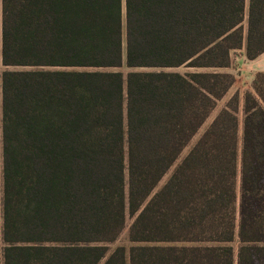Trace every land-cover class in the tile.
I'll return each mask as SVG.
<instances>
[{"label":"trees","instance_id":"obj_1","mask_svg":"<svg viewBox=\"0 0 264 264\" xmlns=\"http://www.w3.org/2000/svg\"><path fill=\"white\" fill-rule=\"evenodd\" d=\"M236 49L264 0H0V264H264V71L180 157Z\"/></svg>","mask_w":264,"mask_h":264},{"label":"rangeland","instance_id":"obj_2","mask_svg":"<svg viewBox=\"0 0 264 264\" xmlns=\"http://www.w3.org/2000/svg\"><path fill=\"white\" fill-rule=\"evenodd\" d=\"M239 52H240V49H236V50L232 51V60H231L232 67L230 68V70L235 75V81L229 87L227 92L220 99L217 100L216 105L211 110L209 116L203 122V124L198 129L196 134L191 138L189 143L182 149V151L180 153V157H182L189 150V148L192 146V144L198 138V136L203 131V129L208 125V123L211 121V119L214 117V115L217 113V111L225 104L226 100L230 97V95L234 91H238V94H239V108L237 110V117H238V121H239L238 133L239 134L241 133L242 119H243V112H242V108H241L242 95H243V92H244L245 89L250 88L251 80L249 79V75L248 74H246V73L242 74V71L240 69H238L239 64L241 63V60H238L236 55ZM0 69H2L1 65H0ZM118 69L122 70L123 72H126L129 68L123 65V66L118 67ZM175 69H178L180 71H185L187 69H190V67L182 65V66L176 67ZM199 69H209V68H199ZM221 69L225 70L224 67L221 68ZM170 171L171 170H169V171H167L165 173V175L163 176V178L161 179L159 184H161L168 177ZM236 191H237V205H238L239 204V192H240V172L237 173ZM130 221H131V217L127 216V218H126V227L123 230V232L121 233V235L119 236L118 240L116 241L118 243H123L126 246H128L130 244L129 241L127 240V236H126L127 227L129 225ZM237 222H238V212H237ZM231 244H232V247H233V250H234V262H233V264H238L237 249H238L239 242H238L237 236L234 237V239L231 241Z\"/></svg>","mask_w":264,"mask_h":264},{"label":"crops","instance_id":"obj_3","mask_svg":"<svg viewBox=\"0 0 264 264\" xmlns=\"http://www.w3.org/2000/svg\"><path fill=\"white\" fill-rule=\"evenodd\" d=\"M236 56L238 60H241L238 69L242 71V74H248L250 80L253 78L255 72L264 71V51L259 53L256 57L248 59L245 57L244 49H240V52ZM231 67L232 63L224 68L226 71L231 72Z\"/></svg>","mask_w":264,"mask_h":264}]
</instances>
